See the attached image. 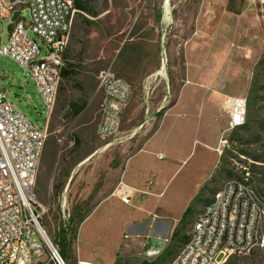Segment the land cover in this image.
<instances>
[{"label":"rangeland","instance_id":"rangeland-1","mask_svg":"<svg viewBox=\"0 0 264 264\" xmlns=\"http://www.w3.org/2000/svg\"><path fill=\"white\" fill-rule=\"evenodd\" d=\"M92 7L95 17L75 10L70 37L72 33L86 35L92 43L101 30L108 39L104 46L111 58L99 63L86 62L77 54L70 56L77 68L60 81L37 168L35 196L41 205L42 227L55 247L54 239L62 223V198L74 219L69 223L71 227L79 216L91 214L102 199L111 197L120 204L107 202L80 229V225L76 228L71 237V256L63 258L66 264L77 263L80 241L96 238L104 242L101 244L106 250L113 247L119 236L118 226L142 214L141 202L135 210L128 208L140 201L136 199L138 191L127 206L121 205L112 193L129 157L148 140L145 150L136 154L129 166L132 172H138L145 163L154 168L155 187L162 193L148 197L143 206L166 209L178 216L204 181L205 189L198 194L200 202L194 205L184 229L186 236L203 207V199L212 196L210 190L216 191L242 167L249 170L254 187L264 198V0H98ZM164 10L165 14L169 10L167 20ZM157 14L160 39L144 50L150 44L144 29H152L149 23ZM22 15L28 23L29 12L25 10ZM8 24V19H0V44L7 39ZM31 35L44 51L41 39ZM147 54H153V69L133 75V94L121 114L118 131L109 138H99L96 125L100 100L89 92L93 81L96 83V73L111 68L128 78L123 73L124 62L132 63V58L136 62ZM83 81L89 88H83ZM0 89L18 112L38 128L43 127L46 110L33 80L15 61L2 55ZM225 96L247 99L248 127L237 135L232 134L234 130H226L228 118L222 106ZM73 105L84 108L74 116ZM238 150L260 157L261 161L254 162ZM155 153L163 155V159H157ZM141 222L134 220L130 226ZM131 229L126 226L127 231ZM260 229L264 232V218ZM161 240L153 250L150 243L143 246L142 239L129 250L121 246L114 264H140L144 260L163 264L176 253L178 244L171 246L169 237ZM37 264L51 263L43 259ZM227 264H264V247L233 256Z\"/></svg>","mask_w":264,"mask_h":264},{"label":"built area","instance_id":"built-area-1","mask_svg":"<svg viewBox=\"0 0 264 264\" xmlns=\"http://www.w3.org/2000/svg\"><path fill=\"white\" fill-rule=\"evenodd\" d=\"M25 10L33 12V21L26 22L22 15ZM74 12L73 0H0V19L9 20V33L0 44V55L11 58L28 73L50 115L61 80L48 71L46 60L60 62L64 68ZM31 33L41 39L44 51ZM95 79L100 93L96 134L106 139L118 131L133 89L111 68L100 69ZM223 109L228 117L227 131L234 130V121L246 122V97L225 96ZM49 118L45 117L43 127L38 128L13 107L0 89V264H37L43 259L66 264L42 227L41 205L35 196ZM217 151L220 155V149ZM242 168L235 174L237 183L222 182L228 183V191H220L219 186L218 193L212 194V205L195 215L189 245L176 251L180 252L177 264H226L233 256L264 247V232L260 229L264 198L254 187L249 170ZM112 194L128 204L133 189L121 178ZM65 204L62 198L63 226L70 218ZM76 264L92 263L77 259Z\"/></svg>","mask_w":264,"mask_h":264},{"label":"crops","instance_id":"crops-1","mask_svg":"<svg viewBox=\"0 0 264 264\" xmlns=\"http://www.w3.org/2000/svg\"><path fill=\"white\" fill-rule=\"evenodd\" d=\"M97 1L98 0L94 1L92 4H94ZM92 4L89 5L92 9L91 14L86 12V11L78 10L75 7H74V9L79 11L80 13H84L86 15L95 17L96 13L93 10ZM159 20H160L159 14H157V16H155V18H152V20H151L152 23L151 24L149 23V26H152V29L150 30L149 27L147 29H144V33H146V35L149 36V38L147 39V42L150 43V44L144 46V50L146 48L149 50V48L154 46L155 43L158 44V40L160 39V36H161V32H160V29L158 26ZM85 23L90 24V22H88V21H85ZM8 28H9V24H8ZM107 41H108L107 37L104 36L103 33H101V30H100V36L96 37V39L92 43H90V40L88 37H86V35L78 36L75 33H72L71 37L68 41L67 47L65 49V52H64V68H62V70H61V80H62V78H68L72 73H74V71L77 68L73 65V61L71 60V57H70L73 54H77V55L82 56L86 60V62L107 63L108 62L107 60H110V58H111L110 55L107 56L108 54L106 53V50H105V46L107 44ZM102 44H103V46H102ZM132 51L134 52L135 50L133 49ZM153 54H152V57L149 54H147L145 57L142 56V59L138 58V61H136V62L133 58L131 61L132 63H129L128 61L124 62L123 73H125L126 76H128V78L125 76L119 75L118 72H116L113 69L112 70L117 75H119L120 77H122L126 81H128V83H130V85L132 87V80H134L133 75H137L138 73H139V75H143L144 73H150L152 71L153 60H154ZM134 63H137V64L133 65ZM136 68H138V69H136ZM63 72L68 73V75L66 77H63V75H62ZM158 73H160V72H158ZM84 80H86V79H84ZM83 88L84 89L89 88L88 82L83 81ZM132 89H133V87H132ZM89 92L95 94L97 99L100 100V93H98L96 91V83H94V81H93V86H91ZM148 142H149V140L145 143V145L143 146V148L141 150H139L138 152H136L135 154H133L132 156L129 157L127 165H126L127 168L125 167L123 175H122V181L125 184L128 185L129 183H133L134 185H136L135 188L131 187L132 189H134L132 196H135L136 191H138V194L136 195V199L138 198L140 200V201H138V202L136 201L134 203V207H128V208H130L131 210H135L136 208L139 207V202H141L142 205L139 208H140V213L142 212V214L136 216L135 218H131L130 221L128 219L126 223L120 224L118 226L119 227V236H118L114 246L108 248V250H106L104 248V246H103L104 244H101L103 241L100 242V240L96 239V238L94 240H86V242H84V243H82L80 241V244H78V246H77V250H78V258L77 259L78 260L86 261V262H89L92 264H114L115 254L117 252V249H119L121 246H123L124 248H127L129 250V249H131V247L133 245H135V243H138L139 239H142L141 244L143 246H146V244L150 243V249L153 250L157 245H160L162 238L169 237V239H170V236H171L173 230L177 227L179 220H180L183 212L187 208V206L186 205L182 206V208L180 209V212H178V216H173L166 209L163 210V209H160L158 207H145V206H143V203L146 200H148V197L161 195V193H162V192H158L157 188L155 187L156 170L154 168L153 169L148 168L147 164L145 163L142 166V168L138 169V172L137 171L132 172L130 169V166H129L131 163V159L136 154H138L140 151L145 150V147L148 144ZM155 154H156L157 159H159L158 158L159 154L158 155H157V153H155ZM146 166H147V168H146ZM139 171H141V172H139ZM205 179H206V177H205ZM203 182L201 183L200 187L198 188V191H197L195 197L198 196L200 189L203 187ZM214 191L215 190H213V192ZM210 198L209 199H203V202H204L203 207L210 201ZM109 201L119 203L118 201H114V199H112L111 197L100 200L98 202V204L95 206V208L93 209V211L91 212V214H89L88 216H85L84 219L82 220V222H80L79 229L83 224L88 222L94 214H96L98 211H100L103 208V206L106 205L107 202H109ZM128 204H124V203L122 204L121 203V205H123V206H127ZM105 210L107 211V208ZM131 213H133V212H130V217H133ZM134 220H138V221L140 220L142 222H141V224H139V226L138 225L134 226V227L130 226L131 222ZM126 226L132 227V229L127 231ZM93 241H94V243H93ZM167 242H169V241H167ZM177 244H178V248L181 245H183V244H179V243H177ZM165 245H163V246H165ZM105 257H107V258L109 257V259L105 260L106 259Z\"/></svg>","mask_w":264,"mask_h":264},{"label":"trees","instance_id":"trees-1","mask_svg":"<svg viewBox=\"0 0 264 264\" xmlns=\"http://www.w3.org/2000/svg\"><path fill=\"white\" fill-rule=\"evenodd\" d=\"M94 1H96V0H74V7L77 8L78 10L86 11V12L91 14L92 9L89 5H91ZM62 75H63V77H66L68 75V73L63 72ZM83 108H84L83 105H73L72 106V114L74 116L80 114L81 111L83 110ZM247 127H248V123L245 122L242 126L234 129L232 134L237 135V132L244 131L245 129H247ZM230 140L233 141V137H231ZM75 142L77 144L79 143L78 141H75ZM238 152L241 155L250 157L254 162L261 161L260 157L252 156L246 151L238 150ZM225 154L232 156V153H230V152H226ZM234 158H237V157L234 156ZM221 161H222V159H221ZM252 166H255V165H252ZM227 173L229 175H233V173L230 171H228ZM59 187H60V185H57L55 188L59 189ZM204 189H205V187L203 186L200 189L199 193H201V191H203ZM210 192L214 193L213 190H210ZM198 202H200V198L198 196L194 197V199L191 201L190 205H188L187 208L185 209V211L183 212L177 227L173 230V232L170 236L169 244H171V246H173L175 243L184 244V242L186 241L187 236L184 234V229H185L187 223L189 222L188 220H189L190 216L192 215V209H193L194 205ZM84 217L85 216H82V215L79 216L77 219V222H75V225L72 224V227L69 223L73 222L74 219L71 217L69 218L68 222L64 226L61 224V226L58 227V231L56 233L54 242H55L56 246L58 247V251H59L60 255L64 259H69L71 256V239H72L71 237L74 236V234L76 232V228L79 226L80 222H82ZM41 223H42V221H41ZM140 264H159V263L144 260Z\"/></svg>","mask_w":264,"mask_h":264},{"label":"bare ground","instance_id":"bare-ground-1","mask_svg":"<svg viewBox=\"0 0 264 264\" xmlns=\"http://www.w3.org/2000/svg\"><path fill=\"white\" fill-rule=\"evenodd\" d=\"M166 5H168V3ZM73 8H74V0H73ZM29 14H30L29 21H33V12H29ZM168 14H169V10H167V14H165V10H164V20H167L169 18ZM46 67H47L48 71L53 73V75L55 77H58V79L61 80V70L63 68L62 63L55 62L53 60H46ZM159 72L161 73V71H159ZM45 110H46V117H49V115H50L49 107H45ZM242 125H243V121H234V129H236ZM225 181H229V183H237V176L228 178ZM220 191H228V183H223L220 186ZM214 193H218V189ZM210 205H212V196L210 198V201L201 209V211L207 210V207H209ZM201 211H199L198 213H201ZM261 212H264V205H261ZM193 229H194V220L190 226L189 232L187 233V240L184 242L183 245H181L178 248L177 251H181V250L187 248V246L189 245V238H191V236H193ZM178 260H180V252H176L174 255H172L164 264H177Z\"/></svg>","mask_w":264,"mask_h":264}]
</instances>
